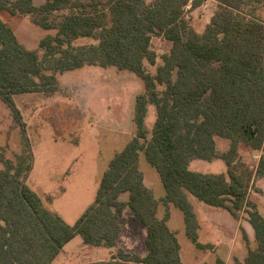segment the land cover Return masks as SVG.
Wrapping results in <instances>:
<instances>
[{
	"label": "trees",
	"instance_id": "obj_1",
	"mask_svg": "<svg viewBox=\"0 0 264 264\" xmlns=\"http://www.w3.org/2000/svg\"><path fill=\"white\" fill-rule=\"evenodd\" d=\"M35 1L0 0V11L37 15L39 27L56 31L39 42L51 60L44 68L38 51L24 47L0 18V100L20 129L28 161L30 143L13 95L55 91L56 72L84 65L128 70L143 82L144 91L135 98V135L109 161L94 201L72 225L26 184L30 162L23 175L9 162L0 169V264H51L77 235L85 244L114 248L125 207L146 228V254L117 249L108 259L83 264H183L167 224L170 205L182 212L185 234L196 248H214L198 241L189 195L233 216L251 206L248 222L256 248H248L243 264H264V218L247 196L253 179L264 177V21L252 11L264 0H214L217 10L201 33L192 29L185 9L204 0ZM154 35L171 47L150 73L145 62L156 65ZM86 37L98 44L72 46ZM148 104L156 113L150 132L144 124ZM215 136L229 141L226 151H217ZM241 144L261 152L254 171L241 161ZM140 153L163 185L158 199L143 182ZM193 159H221L226 170L193 171ZM123 193L127 201L119 200ZM159 204L165 210L161 217ZM243 239L248 245L245 231ZM217 264L225 263L217 259Z\"/></svg>",
	"mask_w": 264,
	"mask_h": 264
},
{
	"label": "rangeland",
	"instance_id": "obj_2",
	"mask_svg": "<svg viewBox=\"0 0 264 264\" xmlns=\"http://www.w3.org/2000/svg\"><path fill=\"white\" fill-rule=\"evenodd\" d=\"M149 1V0H148ZM42 0H36L40 4ZM190 26L201 33L217 10V2L204 0L199 6L185 9ZM249 10V9H247ZM253 14L264 21V1L255 5ZM64 13V12H63ZM55 13L53 17L61 15ZM0 18L13 30L18 41L27 49L37 50L44 68L51 65L45 49L39 46L42 38L54 35L55 30L43 29L35 22L37 15L11 14L0 11ZM53 19V18H52ZM72 46L97 45L95 38H78ZM171 44L160 36H152L151 48L156 53V65L145 62L150 73L161 63V55L168 53ZM52 71L47 70L46 73ZM58 89L51 92L22 93L13 95L14 105L25 123L26 135L30 143L31 160L26 158L20 129L13 120L9 107L0 100V169L9 162L19 175H23L30 162L31 170L26 184L41 198L44 205L58 214L67 224L72 225L82 212L94 201L96 189L109 161L135 135L133 123L135 98L143 93V82L128 70L116 67L84 65L71 71L56 72ZM159 91L163 87H158ZM144 124L151 131L155 120L154 105L148 104ZM219 153L226 151L229 141L214 137ZM246 145H240V158L253 170ZM189 167L202 173H224L223 160L209 162L193 159ZM257 161V162H256ZM139 169L151 182L156 198L164 194V188L156 170L139 155ZM150 176V178H149ZM254 178L248 201L257 207L264 218V177ZM154 184V185H153ZM127 201L128 193L119 196ZM189 200L198 222V241L211 244L214 248L198 249L187 238L182 212L170 205L169 228L175 232L180 246L183 264H217L221 259L225 264H243L248 248H256L254 232L248 222L245 206L236 216L226 209L210 206L192 195ZM159 204L158 216L164 214ZM132 210L125 207L119 218L121 232L112 254L117 249L127 253L146 254V228L133 220ZM250 227V241L243 239L245 227ZM249 239V237H248ZM111 254V255H112ZM109 255V248L85 244L79 235L69 241L51 264H83Z\"/></svg>",
	"mask_w": 264,
	"mask_h": 264
},
{
	"label": "crops",
	"instance_id": "obj_3",
	"mask_svg": "<svg viewBox=\"0 0 264 264\" xmlns=\"http://www.w3.org/2000/svg\"><path fill=\"white\" fill-rule=\"evenodd\" d=\"M147 113H148V107H147ZM147 113H146V116H147ZM145 116V117H146ZM216 144V143H215ZM241 145H244V144H241ZM248 148V147H247ZM248 151H250V153H251V155H250V158L252 159L253 158V155L256 153V151H252V150H250L249 148H248ZM263 154H264V152H263ZM239 155H240V147H239ZM215 160H217V159H213V160H211V162H214ZM241 161H243L242 159H241ZM191 162H193V161H191ZM210 162V161H209ZM190 164V163H189ZM256 164L257 163H255L254 162V165H253V171L255 170V168H256ZM190 168V167H189ZM225 170H226V166H225ZM143 175V174H142ZM149 178H150V176H149ZM258 180H263V177H261L260 179H258ZM264 181V180H263ZM143 182H144V184L149 188V189H151L152 190V187H151V185H152V183L151 182H149L148 183V181H147V177L145 178L144 177V175H143ZM154 185V184H153ZM153 191V190H152ZM249 191H250V189H249ZM249 191H248V197H249ZM161 197V196H160ZM160 197H158V198H160ZM156 198V197H155ZM157 198V199H158ZM257 208V207H256ZM258 210V209H257ZM260 214V213H259ZM245 227V232H246V234L247 235H250V227L248 228L247 226H244ZM119 237V236H118ZM249 237V241H250V239H252V238H250V236H248ZM111 251H113V250H111V248H109V255H111L112 254V252ZM245 256L246 255H244V258H245ZM105 259H107L106 257H101L100 259H97V260H94V261H99V260H105ZM93 262V261H92Z\"/></svg>",
	"mask_w": 264,
	"mask_h": 264
},
{
	"label": "built area",
	"instance_id": "obj_4",
	"mask_svg": "<svg viewBox=\"0 0 264 264\" xmlns=\"http://www.w3.org/2000/svg\"><path fill=\"white\" fill-rule=\"evenodd\" d=\"M260 155H261V152L256 151V153L253 155V159L259 161Z\"/></svg>",
	"mask_w": 264,
	"mask_h": 264
}]
</instances>
